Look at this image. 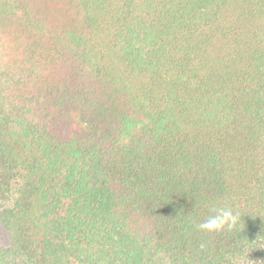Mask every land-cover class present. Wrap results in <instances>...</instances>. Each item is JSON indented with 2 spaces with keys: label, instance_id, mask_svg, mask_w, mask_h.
Masks as SVG:
<instances>
[{
  "label": "trees",
  "instance_id": "obj_1",
  "mask_svg": "<svg viewBox=\"0 0 264 264\" xmlns=\"http://www.w3.org/2000/svg\"><path fill=\"white\" fill-rule=\"evenodd\" d=\"M0 224V264H264V0H0Z\"/></svg>",
  "mask_w": 264,
  "mask_h": 264
},
{
  "label": "clouds",
  "instance_id": "obj_2",
  "mask_svg": "<svg viewBox=\"0 0 264 264\" xmlns=\"http://www.w3.org/2000/svg\"><path fill=\"white\" fill-rule=\"evenodd\" d=\"M238 221V213H235L231 208H219L215 209V215L200 223L198 227L208 232H218L225 229V227L229 230L235 228Z\"/></svg>",
  "mask_w": 264,
  "mask_h": 264
},
{
  "label": "rangeland",
  "instance_id": "obj_3",
  "mask_svg": "<svg viewBox=\"0 0 264 264\" xmlns=\"http://www.w3.org/2000/svg\"><path fill=\"white\" fill-rule=\"evenodd\" d=\"M0 243L9 246L11 238L8 231L0 224Z\"/></svg>",
  "mask_w": 264,
  "mask_h": 264
}]
</instances>
